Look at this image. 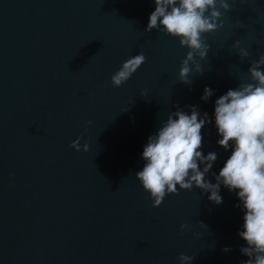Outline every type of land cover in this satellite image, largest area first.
I'll use <instances>...</instances> for the list:
<instances>
[{
    "label": "water",
    "instance_id": "1",
    "mask_svg": "<svg viewBox=\"0 0 264 264\" xmlns=\"http://www.w3.org/2000/svg\"><path fill=\"white\" fill-rule=\"evenodd\" d=\"M228 2L223 27L205 34L203 72L186 85L178 70L187 49L145 31L154 0H0V264H179L180 253L194 257L190 264L248 259L234 191L221 185L216 205L195 186H177L153 207L134 175L161 121L176 106L198 105L211 121L201 151L217 153L208 174L215 183L231 149L217 144L214 101L264 53V0ZM237 39L249 51L243 60ZM141 51L146 62L112 87L111 74ZM205 86L214 90L206 102ZM77 136L87 151L70 147ZM181 223L189 226L183 235Z\"/></svg>",
    "mask_w": 264,
    "mask_h": 264
},
{
    "label": "clouds",
    "instance_id": "2",
    "mask_svg": "<svg viewBox=\"0 0 264 264\" xmlns=\"http://www.w3.org/2000/svg\"><path fill=\"white\" fill-rule=\"evenodd\" d=\"M154 4L145 31L156 29L178 38L179 45L187 49L180 61L178 80L191 85V74L203 72L200 60L207 56L210 47L205 34L223 27L222 17L230 10V4L228 0H154ZM232 47L238 49L241 60L249 56L238 39L232 42ZM145 62L142 51L122 61L110 76L112 87L124 84ZM247 73L246 80L239 81L236 88L228 89L214 101V123L220 137L217 144L231 149L223 167L212 173L215 183L208 179V174L217 153L209 151L205 155L201 151L202 128L211 121L206 112L200 113L198 105H187L190 112L176 106L161 121L156 132L147 138L141 153L144 164L134 175L153 207H158L168 194H176L177 186L189 191L195 186L201 193H208L207 199L216 205L223 202L221 185L234 191L239 201L235 206L243 212L237 234L245 245L239 250L248 257L240 264H264V53L250 62ZM213 93V89L205 86L201 100L206 102ZM141 95H146V91ZM80 139L77 136L70 147L87 151L88 143L81 145ZM188 227L181 223L180 234ZM222 250L231 249L226 246ZM177 258L179 264H190L194 257L180 253Z\"/></svg>",
    "mask_w": 264,
    "mask_h": 264
}]
</instances>
